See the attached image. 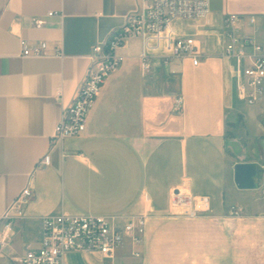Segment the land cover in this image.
Returning a JSON list of instances; mask_svg holds the SVG:
<instances>
[{
  "label": "crops",
  "instance_id": "crops-1",
  "mask_svg": "<svg viewBox=\"0 0 264 264\" xmlns=\"http://www.w3.org/2000/svg\"><path fill=\"white\" fill-rule=\"evenodd\" d=\"M136 7L137 0H0V218L23 189L30 192L0 248V264H16L25 245L38 248L42 219L59 214L99 215L116 226L143 216L142 243L124 242L117 252L123 264H247L241 253L233 258L243 245L233 243L232 234L258 227L233 229L231 207L264 217V103L250 110L237 105L235 64L223 56L221 23L228 14L254 17L243 34L264 43V0H209L208 21H178L177 32L200 48L196 66L156 58L143 71L139 40H127L118 51L123 63L92 103L85 131L51 142L85 78L92 48ZM36 17L45 21L40 29L31 26ZM21 41L46 42L49 55L23 57ZM46 153L50 164L39 167ZM237 163L261 170L254 189L235 186ZM177 195L199 199L205 211L193 219L172 216ZM63 264L111 262L98 253L69 252Z\"/></svg>",
  "mask_w": 264,
  "mask_h": 264
},
{
  "label": "built area",
  "instance_id": "built-area-1",
  "mask_svg": "<svg viewBox=\"0 0 264 264\" xmlns=\"http://www.w3.org/2000/svg\"><path fill=\"white\" fill-rule=\"evenodd\" d=\"M48 12L46 16H53ZM209 0H137L135 11L127 15L123 25L111 32L107 41L92 48L90 64L83 82L73 101L62 112L60 120L53 128L51 142L81 135L85 131L87 114L99 94L105 80L118 70L123 57L118 51L129 39L140 42V66L148 71L152 61L158 59L168 64L174 59H188L193 66L198 65L201 51L193 37L177 32L178 21H208ZM244 23L254 25V17L244 19L237 14L226 15L221 23L223 56L234 61V73L238 83V98L246 105H254L264 99V43H258L253 36L241 34ZM43 18L31 19V26L40 29ZM23 57L41 58L49 55L46 42L27 45L20 42ZM54 56H61L54 49ZM181 104V98L175 100ZM50 164L48 153L38 161L39 167ZM30 192L23 189L11 203L7 213L0 220V248L9 239L14 218L22 216V207L28 202ZM205 211L199 199L174 196L172 216L196 218ZM234 215L241 214L240 208L231 207ZM145 233V218H131L116 226L99 215L47 216L42 219V239L38 248L25 245L24 254L15 257L16 264H63L64 255L69 252L98 253L111 264H123L117 256L124 242L132 246L142 243ZM132 256L140 258L138 251Z\"/></svg>",
  "mask_w": 264,
  "mask_h": 264
},
{
  "label": "rangeland",
  "instance_id": "rangeland-1",
  "mask_svg": "<svg viewBox=\"0 0 264 264\" xmlns=\"http://www.w3.org/2000/svg\"><path fill=\"white\" fill-rule=\"evenodd\" d=\"M199 21H203V20H199ZM199 21H188V23H194V22H199ZM243 33H244V31L241 30V34H243ZM250 34H251V32H250ZM258 38H260V37H258ZM260 103H264V99H262L260 101ZM237 105L239 107H245L246 110H250V107H251V106L246 105L242 102H237ZM262 118H264V113H262ZM249 125L252 128L253 123L251 121H249ZM242 126H243V124H241V123L238 126L240 134L245 132V130L243 129ZM261 130H262V128H261ZM262 131H264V130H262ZM251 148L252 147L250 146V149ZM259 154L262 157H264V148L259 147ZM261 205H262V207H264V200H262ZM232 221H233V223H232L233 229L236 227L238 229H240L241 227H246V226L258 227L256 229L254 228L253 234H250V233L241 234L239 231L237 233L232 234L233 243L237 242V243H242V245H243L242 250L233 249V251H232L233 258H235V256L237 257L235 259L240 258V253H241V259H242V262H244V263L246 261L247 264H264V217H258V218L251 217V218H249V217H245L243 214H239V215L232 214ZM257 230L262 231V234H258V237L256 235ZM256 245H258V249H256ZM90 260H91V262H94V260L92 258Z\"/></svg>",
  "mask_w": 264,
  "mask_h": 264
},
{
  "label": "water",
  "instance_id": "water-1",
  "mask_svg": "<svg viewBox=\"0 0 264 264\" xmlns=\"http://www.w3.org/2000/svg\"><path fill=\"white\" fill-rule=\"evenodd\" d=\"M261 172L255 163H237L233 168V181L238 189H254L255 178Z\"/></svg>",
  "mask_w": 264,
  "mask_h": 264
}]
</instances>
